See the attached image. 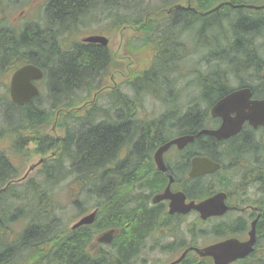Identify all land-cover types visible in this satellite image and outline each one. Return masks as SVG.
Instances as JSON below:
<instances>
[{
	"label": "trees",
	"instance_id": "obj_1",
	"mask_svg": "<svg viewBox=\"0 0 264 264\" xmlns=\"http://www.w3.org/2000/svg\"><path fill=\"white\" fill-rule=\"evenodd\" d=\"M132 2L142 0H46L44 24L30 23L16 28L0 18V74L6 71V64L13 69L23 62L33 63L44 72L47 94L52 93L53 98L62 95L55 100L52 97L44 100L45 94H39L21 107L11 103L6 95L1 100L4 122L7 120L16 127L11 133L2 131L0 134L10 136L14 153L25 156L29 142L34 144L30 155H47L56 148L59 151L42 165V177L28 179L25 185L16 181V168L0 151V264H137L138 259L145 256L141 251L145 247L143 239L155 218L148 209L130 210L127 202L133 197V183L143 181L154 169L148 165L147 169L135 171L133 165L136 157L150 163L155 142L163 137L155 138L153 128L162 133L159 128L166 114L158 121L147 120L140 116L137 103L140 105L147 94L165 102L159 95L173 88L168 89L174 91L168 97L171 94L170 101L180 105L175 100V92L183 90L176 84L182 74L180 67L197 53L201 67L195 74L206 82L202 88L210 92L206 96L193 95L195 102H186L189 106L199 105L198 98L214 99L229 89L227 81L235 73L228 61L233 57L238 59L234 71L244 74L250 83L255 80L253 74H259L257 67L264 63V48L255 49L252 41L259 33L264 35V11L247 9L241 4L262 3L263 0H147L149 5L136 9L135 13L127 12L133 10ZM175 3L183 6H174ZM103 6L110 12H99L98 17L115 15L113 18L119 19V28L129 26L127 29L134 30L137 36V46L127 37L129 43L123 62L106 46L82 43L65 36L75 30L79 23L74 21L84 13L104 9ZM167 6H172L169 13L165 11ZM115 9L126 10V13L117 16ZM220 18L228 24H225L226 32L219 37L224 44L218 50H208L210 45L204 35L219 31ZM194 35L197 40L192 43ZM186 44H193L196 49L188 51ZM134 46L140 47L139 55L143 51L153 52L152 63L143 73L131 72V63L126 60L127 55L138 54L130 49ZM202 50L204 53L200 52ZM223 53L227 55L219 58ZM229 53L231 57L227 58ZM222 66L227 69L222 71ZM204 68H208L207 71L200 74ZM190 69L184 68L185 71ZM112 73L132 75L125 80L130 88L118 90L115 87L106 91L110 99L106 109L96 106L94 101L85 105L83 100L88 94L83 97L79 92L100 89L104 76L109 75L106 79L109 80ZM163 83L165 86L159 91L157 87ZM47 126L65 128V133L52 136L46 132ZM120 148L126 151L120 161L113 164ZM112 156L113 161H110ZM62 181L72 183L83 194L84 205L79 207L78 216L96 208L92 224L71 228L64 220V205L54 196L56 185ZM210 193L211 190L203 191L204 195ZM9 197L17 203H8ZM104 197L107 200L104 201ZM89 201L91 205H87ZM79 202L75 194L71 204ZM7 203L9 205L4 207ZM258 204L261 216L256 230L260 246L264 243V202ZM110 227L118 228L110 245L95 244L94 237ZM213 233V228L209 227L207 235ZM242 261L264 264V255L252 253ZM180 264H212V261L188 254Z\"/></svg>",
	"mask_w": 264,
	"mask_h": 264
},
{
	"label": "flooded vegetation",
	"instance_id": "obj_2",
	"mask_svg": "<svg viewBox=\"0 0 264 264\" xmlns=\"http://www.w3.org/2000/svg\"><path fill=\"white\" fill-rule=\"evenodd\" d=\"M260 7L262 10L264 9V2ZM263 36L259 33L253 39L255 49L261 50V46H264ZM237 60L233 57V60L229 59L228 62L234 63V67H236L238 66ZM257 68L260 72L258 75L253 74L255 80L252 82L254 84L250 83L249 78L244 74H233L227 81L229 84L232 83V90L249 87L251 98L264 97V63L258 65ZM226 69L227 67L222 66V71ZM111 82L110 85L114 88L117 87L118 90L130 88L122 78V74L111 76ZM196 82L200 84L201 80ZM209 92L202 87L197 91L203 96ZM229 92L227 89L220 96H214L215 98H210V100L198 98L199 105L196 106L183 103L180 107L174 105L170 109L168 108V111H173L177 115L168 112L167 120L164 121L166 130L163 134L156 127L153 128L155 138L158 135L163 137L155 142V147L150 155V163L143 159L139 161L137 160L139 157H136L133 170L147 169L148 165L154 169L153 174L148 172V178L144 177L143 181L133 183L131 190L133 197L127 202L130 210L144 208L154 214V224L143 239L145 244L141 250L144 252L143 254L149 252L171 253L177 250H180L181 253L186 249H188L187 253H193L194 250L191 247L196 245L194 244L197 242L195 239L204 232L203 225L213 228V232H215L213 233L215 237L213 242L227 237L245 240L248 237L252 220L257 218L256 224L258 223L261 216L258 203L264 202V124L253 126L248 121H244L241 129L235 135L222 141H217L212 135L201 132L203 129H215L220 125L221 119L211 115V108L219 98ZM169 97L172 95L170 94ZM212 100L214 101L207 105ZM173 102L174 100H172ZM115 109L120 111L118 106ZM183 135H192L193 140L181 147L171 143L162 155L164 170H159L153 158L157 147ZM219 142L221 144H218ZM125 151V148H120L117 151L113 164L120 161L118 159L123 156ZM195 157H206L212 162L220 164V167L213 172L189 175L191 161ZM204 189L211 190V193L204 195ZM165 191L166 194L168 192V196L154 202L155 196H159ZM219 191L225 193V204L230 207L221 215L203 219L195 209L171 212L174 198H180L183 195V202L186 205L189 202L197 203ZM105 200H107L106 197H104ZM181 206L184 208L183 205ZM117 221L120 222V219ZM110 229L115 230L112 241L116 232L118 233V228L110 227L105 230ZM186 236L189 238L185 239ZM111 241L108 244L99 245L109 246ZM259 253H264V249Z\"/></svg>",
	"mask_w": 264,
	"mask_h": 264
},
{
	"label": "rangeland",
	"instance_id": "obj_3",
	"mask_svg": "<svg viewBox=\"0 0 264 264\" xmlns=\"http://www.w3.org/2000/svg\"><path fill=\"white\" fill-rule=\"evenodd\" d=\"M45 2H46V0H2V2L0 0V18L4 16V18H5L4 21L6 24L10 25V23H8V22H12L13 24L16 25V27L17 26L24 27L26 24H30V23L44 24L45 20H42V19H43V15H44ZM146 2H147V0H142L141 3L132 2L131 6L133 7V10H127V12L135 13L136 9H141L145 5H149V4H146ZM103 8L104 9H101V10L91 9V10L87 11L86 13H84V15L82 17H79L77 19V21H74V22H77V24L79 23L78 25L75 24V25H77L74 28L75 30H72L70 33H66L65 36L68 37L70 40H81V38L83 36H86L89 34H93V33L104 34L107 37H109V47L110 48L114 49L116 46L119 47V45L121 43V38L119 37V33L116 36V29L117 28H115V26L119 27V25H118L119 19L113 18V17H115V15H112L113 17H98L99 12H103V13H107V14L110 12V10L106 9V7L103 6ZM104 10L106 12H104ZM125 11L126 10H123V9L113 10V12L115 14H117V16H121V15L125 14L126 13ZM218 22L221 23V28L219 29V31H214L212 33H206L204 35L206 38L205 42L208 45H210V48L208 50H218L224 44V42L219 37L221 36L222 32H226V25H228V24L224 23L222 18H220ZM128 36H129L131 43L135 44L137 42L136 41V34L134 32H129ZM196 40H197V35L192 36L191 42L194 43ZM263 41H264V39H263ZM124 44H125V42H123V46H124ZM261 47L264 48V46H261ZM136 48L131 47L130 49L139 54L140 53V52H138L139 47H136ZM193 49H196L195 46H193V44H190L188 47V51H191ZM200 52L204 53V50H202ZM225 55H227V54L223 53L220 55L219 58L223 59ZM230 55H231V53L228 54L227 58ZM198 56H200V54H198V53L195 56L193 55L191 57L192 59L190 58V60H187V62H184L182 65V74L177 78L176 81H178L180 84H184L187 81V84L183 85V91L180 94V96H177L175 98L176 102L181 103L180 105H178V103H176L177 105H175V107H180L183 105V103L185 104L186 102L187 103L188 102H195L193 95H196V94L199 95V93H197V91L199 89H201L203 84L206 83L203 79H201V83L199 84L200 87L197 90L195 83L197 84L196 81L199 80V74H197L196 79L194 77L196 75L195 72L197 73L198 69H200V67H201V65H198V62H197ZM150 57H151V54L149 51H143L140 56L138 55L137 62L134 61L132 66H135L137 69H142L143 67L147 66ZM5 67L7 70V69H9L10 66L8 65V67H7V64H6ZM187 67L191 68V69L188 71H184L183 69L187 68ZM230 68H231L233 73H237V71H234V69H235L234 63L231 64ZM8 74L9 73L7 72L6 75H8ZM3 75L4 74H2V75L0 74V110H1V113H0V133L2 131L11 133V132H13L12 130H13V128L16 127V125H14L11 122H8L7 120L4 122V120H3L4 119L3 118L4 117V110H3V106H1L3 103V102H1V100L6 95V88H5L3 83H7L5 80V76H3ZM108 76L109 75L104 76L102 84L105 81H107L106 79L108 78ZM174 76H176V75H174ZM169 77L172 80L175 79V78L173 79V77H171V76H169ZM137 82L138 81H136L135 84ZM176 84H177V82H176ZM40 85H41V94L42 95L45 94V97L43 98L44 100H47V98H49V97H52V99L55 100V99H58L62 96L59 94L58 96L53 98L52 93H51V96H50V94H47L46 83L44 81H41ZM163 86H165V83H163L161 86L157 87V89L159 91H162ZM177 87H178V84H177ZM168 89L173 90V88H167L165 90V93L160 92L161 95H159L160 97H162L163 99L166 100L165 102L157 99L153 95H148V94L144 95L140 105L137 103V106L139 107L137 110H138L140 116L145 117L148 120H150V119L156 120L157 119L156 121H158V119L163 115V113H166L165 118H164V121H166L167 120L166 118L168 116V112H171L174 115H177L173 111H168V108L170 109L175 104V101H174V103H172L170 101V98L168 97L169 91H170ZM131 91H133V88ZM79 93H81L83 97H85L86 94H89V96H90V94H92V93L84 92V90L80 91ZM70 95H72V94H70ZM97 98H98L97 100H94L96 106H101V108L106 109L108 102L110 100L109 94L104 93L103 95H101L99 97L97 96ZM139 98L140 97L138 96V99ZM140 106H142V107H140ZM45 107H49V106L45 105ZM73 120H74V118H72V121ZM165 127H166L165 124H162L161 128H159L162 132L161 134H163L165 132V130H166ZM46 128H47L46 129V132H47V130L49 129V126H47ZM58 132L60 135H63L65 133V128L59 129ZM48 134H50V133H48ZM50 135L54 136L53 134H50ZM44 142H46V141H44ZM10 143H11V141L5 139V136H3V133L0 134V151H2V153L11 160L12 166H14L16 168V171H17L16 179L17 178L19 179L24 174V172L26 170L28 171L27 168H29L31 166L30 164L35 163L39 159L40 155H38V154L30 155V153H31L30 151H31V149H33L34 144H29L26 147L28 152L25 156L18 155V154L13 155L12 149L10 148ZM111 159H110V161H113V156L111 157ZM105 168H108V167L106 166ZM54 169H56V168H54ZM42 173L43 172H42L41 166H38V167L34 168V170H32L28 174L27 178L25 180L21 181L20 183L25 185L26 182H28V179L39 180V178L42 177ZM68 179H69V177H68ZM77 190H78L77 187H74L72 183L68 184V182L62 181L56 185V188L54 191L55 192L54 196L57 199L59 198V200L61 201L60 203L62 205H64V208H63L64 211L62 213V217L64 218L65 221H67L68 225H71L73 222H75L77 220V218H78L77 212L79 211V207L82 208V205H84L83 194L82 193L80 194ZM75 194L80 200L78 205L71 204V200L74 199ZM6 200L8 201V203H11L12 205H15V203H17V201H14V199H11L10 197L7 198ZM12 202H14V203H12ZM8 203H7V205L5 204L4 207L8 206L9 205ZM91 204H92V202L89 201V203L87 205H91ZM90 207H92V206H88V208H90ZM13 228H16V227L14 226ZM207 237H208V235L204 236L200 240H199V238H197V241L202 242L204 240L209 239ZM179 253H180V250H177V251L171 252V253H168V252H166V253H159V252L145 253L144 254L145 256L143 258L138 259L137 264H166L170 260L177 257L179 255ZM236 264H248V262L242 261V262L236 263Z\"/></svg>",
	"mask_w": 264,
	"mask_h": 264
},
{
	"label": "water",
	"instance_id": "obj_4",
	"mask_svg": "<svg viewBox=\"0 0 264 264\" xmlns=\"http://www.w3.org/2000/svg\"><path fill=\"white\" fill-rule=\"evenodd\" d=\"M84 42H94L100 44H106L107 38L104 36H88L83 39ZM42 70L32 64H25L17 68L11 75L9 91L11 100L18 104L23 105L28 102L33 96L37 95L39 90L33 83L34 80L42 78ZM249 89L234 91L224 98L217 101L212 107V114L220 116L222 121L218 128L214 130H203L202 132L213 135L217 139L228 138L238 132L242 123L247 120L253 126L264 124V98L260 100H249ZM234 112L235 116L231 117L230 113ZM193 139L192 136H183L172 140L169 143L161 145L154 153V161L159 169L164 170L162 162V153L168 148L171 143L177 144L179 147L184 146L186 143ZM191 170L189 175H195L197 173L211 172L218 168V164L210 161L206 157H195L191 161ZM29 168V171L34 167ZM28 173V172H27ZM27 173L23 176L25 177ZM168 195L165 192L158 196L162 199ZM225 194L217 192L214 195L201 200L198 203L189 202L184 204L183 195L180 198H174V203L171 205L172 211H188L190 209L197 210L201 217L205 219L208 216L220 215L224 213L228 207L224 202ZM157 199H154V201ZM184 208H182V206ZM95 218V211L82 216L76 221L72 228L81 226L83 224H91ZM257 219H254L251 223L250 230L248 232V239L245 241H239L236 238L230 237L213 244L197 248L194 250L196 253L203 256H210L213 260V264H228L236 259L244 258L253 251V244L255 242V225ZM114 230H108L96 237L97 243H109L113 237ZM185 252L174 261L168 264H176L182 260Z\"/></svg>",
	"mask_w": 264,
	"mask_h": 264
},
{
	"label": "bare ground",
	"instance_id": "obj_5",
	"mask_svg": "<svg viewBox=\"0 0 264 264\" xmlns=\"http://www.w3.org/2000/svg\"><path fill=\"white\" fill-rule=\"evenodd\" d=\"M30 64L35 65V64H33V63H30ZM35 66H36V65H35Z\"/></svg>",
	"mask_w": 264,
	"mask_h": 264
}]
</instances>
